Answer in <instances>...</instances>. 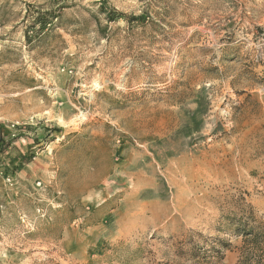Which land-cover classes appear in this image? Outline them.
Masks as SVG:
<instances>
[{
  "label": "rangeland",
  "instance_id": "1",
  "mask_svg": "<svg viewBox=\"0 0 264 264\" xmlns=\"http://www.w3.org/2000/svg\"><path fill=\"white\" fill-rule=\"evenodd\" d=\"M102 1L0 0V264H239L264 0ZM29 7L60 15L30 46Z\"/></svg>",
  "mask_w": 264,
  "mask_h": 264
},
{
  "label": "trees",
  "instance_id": "2",
  "mask_svg": "<svg viewBox=\"0 0 264 264\" xmlns=\"http://www.w3.org/2000/svg\"><path fill=\"white\" fill-rule=\"evenodd\" d=\"M99 13L104 15L106 21L109 23H115L119 18H127L128 22L139 21L140 17H127L124 14L117 12H107L106 2L103 0L100 4ZM33 16V21L26 26L25 30V39L27 45H32L34 42V35L40 37L46 33L50 27L53 25V21L60 18V15H53L51 11H43L41 9L31 8L27 10L26 17L24 22H29L30 17ZM98 22V21H97ZM98 28H101L98 25ZM1 135H0V144H1ZM4 150V148H3ZM25 158V157H24ZM25 162L29 164L31 159H25ZM245 237V246L242 251V256L239 264H264V223H256L248 231H244Z\"/></svg>",
  "mask_w": 264,
  "mask_h": 264
}]
</instances>
